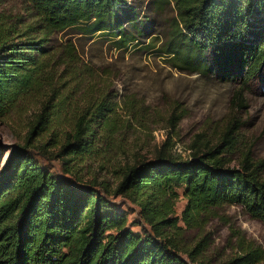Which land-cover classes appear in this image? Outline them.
<instances>
[{"label":"trees","instance_id":"1","mask_svg":"<svg viewBox=\"0 0 264 264\" xmlns=\"http://www.w3.org/2000/svg\"><path fill=\"white\" fill-rule=\"evenodd\" d=\"M12 1L0 0V121L21 116L36 98L43 102L29 123L26 145H16L0 171V253L6 263L264 264V246L240 231L233 232L235 252L219 261L209 255L206 237L193 245L185 237L187 228H202L225 205H241L264 222V159L254 157L252 146L235 159L237 118L216 143L204 144L199 134L187 158L167 140L154 158L119 167L115 185L86 179L97 158L120 147L114 137L119 115L98 83L78 95L94 72L75 41L58 34L111 35L126 48L137 40L126 34V25L141 24L138 9L129 0H20V8L11 9ZM173 1L171 29L181 39L167 41L170 59L176 66L181 60V68L235 78L241 86L234 99L246 107L243 91L264 79V0ZM38 136L35 150L59 147L53 158L61 157L70 178L35 158L30 147ZM180 190L187 203L177 215ZM119 195L138 207L131 224L141 231L110 199Z\"/></svg>","mask_w":264,"mask_h":264},{"label":"rangeland","instance_id":"2","mask_svg":"<svg viewBox=\"0 0 264 264\" xmlns=\"http://www.w3.org/2000/svg\"><path fill=\"white\" fill-rule=\"evenodd\" d=\"M129 3L138 9L141 24L127 23L126 34L137 40L126 48H118L115 45L118 37L111 35L82 36L76 30L58 34L60 39L70 37L75 41L84 63L94 72L78 95L81 96L91 82L98 83L97 87L108 92L115 102L119 115L114 137L120 147L107 158H97L86 179L93 176L115 185L119 167L138 158H154L156 149L167 140H171L173 152L187 158L199 134L203 135L204 144L216 143L235 118L240 121L241 137L235 159L250 146L256 159H264V79L245 88L246 107H239L234 98L241 82L235 78L221 79L214 71L206 72L200 67L181 68L180 64L184 65L181 60L176 66L170 59L171 54L165 50L167 41L181 39L180 34L171 29L177 16L173 0H129ZM20 6V0L9 4L11 9ZM205 58L208 60L207 55ZM42 100H32L21 116L12 114L0 121V171L15 146L26 145L29 123L37 115ZM41 141V137L35 138L31 144L35 158L58 176L70 178L71 175L64 172L61 157L53 158L59 147L49 146L39 152L34 147L41 145ZM110 199L128 213L130 226L141 231L140 226L131 224L138 218V207L125 196ZM186 203L181 192L177 215L182 214ZM234 230L264 246V222L251 217L241 205L216 209L215 216L202 228H187L185 237L191 245L206 237L210 242L209 255L219 261L235 252ZM0 264H7L1 253Z\"/></svg>","mask_w":264,"mask_h":264}]
</instances>
